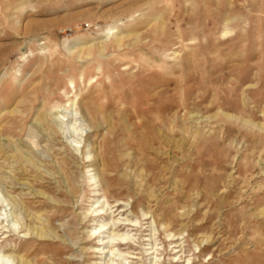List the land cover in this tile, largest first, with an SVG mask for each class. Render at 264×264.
<instances>
[{
	"label": "rangeland",
	"instance_id": "obj_1",
	"mask_svg": "<svg viewBox=\"0 0 264 264\" xmlns=\"http://www.w3.org/2000/svg\"><path fill=\"white\" fill-rule=\"evenodd\" d=\"M0 264H264V0H0Z\"/></svg>",
	"mask_w": 264,
	"mask_h": 264
},
{
	"label": "bare ground",
	"instance_id": "obj_2",
	"mask_svg": "<svg viewBox=\"0 0 264 264\" xmlns=\"http://www.w3.org/2000/svg\"><path fill=\"white\" fill-rule=\"evenodd\" d=\"M108 30H110V29H108ZM112 30V29H111ZM70 85H71V83H70ZM73 99H76V97L75 98H73ZM45 121V120H44ZM74 122V121H73ZM74 125V124H73ZM29 137H31V135H29ZM103 211L101 210V209H99L98 211H96V210H94L93 211V213H92V217H94V218H98L99 216H100V214L102 213ZM104 214H105V212H104ZM131 223H134V222H131ZM106 226V223H103V222H101V223H99V227H98V230L97 231H94V233H98V234H100V233H103V229H104V227ZM94 233H92V235L94 234ZM111 233H112V231H111ZM122 243H125L126 244V239L125 238H123V237H120V236H116Z\"/></svg>",
	"mask_w": 264,
	"mask_h": 264
}]
</instances>
